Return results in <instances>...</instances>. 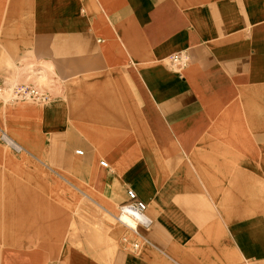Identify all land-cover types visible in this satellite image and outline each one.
I'll use <instances>...</instances> for the list:
<instances>
[{"label":"crops","instance_id":"1","mask_svg":"<svg viewBox=\"0 0 264 264\" xmlns=\"http://www.w3.org/2000/svg\"><path fill=\"white\" fill-rule=\"evenodd\" d=\"M37 78L0 98V264H264V0H0V83ZM130 187L139 251L102 217Z\"/></svg>","mask_w":264,"mask_h":264},{"label":"built area","instance_id":"2","mask_svg":"<svg viewBox=\"0 0 264 264\" xmlns=\"http://www.w3.org/2000/svg\"><path fill=\"white\" fill-rule=\"evenodd\" d=\"M191 61L190 53L187 51H180V52H174L169 59L170 64L172 67H175L178 72L183 75L184 71L188 68ZM1 85H0V91H1ZM14 94H16L19 97L22 98H32L40 103L48 102L51 99V96L49 93H45L41 89L37 88L36 86H19L15 88ZM14 149L17 151H20V148L17 147V149L14 147ZM77 154L81 155L83 153V150H77ZM100 164L108 168V162L106 160H101ZM148 209V203L143 201L137 191L134 188H128L127 190V199L119 206V212L116 216L117 220L124 224L130 231L131 235L125 234L122 236L121 242L122 244L135 251H139L141 248V240L142 236L138 231L139 227L144 228H150L153 223L154 219L150 217L147 213ZM127 219H132L135 222V225H129L127 223ZM48 264H59L57 261L50 262Z\"/></svg>","mask_w":264,"mask_h":264},{"label":"rangeland","instance_id":"3","mask_svg":"<svg viewBox=\"0 0 264 264\" xmlns=\"http://www.w3.org/2000/svg\"><path fill=\"white\" fill-rule=\"evenodd\" d=\"M45 80L46 79H44V78H37V79H35L36 83H30V82H28V80H19V81H16L14 83L15 84L14 86H12L13 84L11 82H8V83L6 82L7 84L0 83V85L2 87L1 91H0V98L3 100L4 99L7 100L8 103L29 102V103H36L37 105H39L40 102H38L32 98H29V97H26V98L19 97L16 94H14V91H15V88H17L19 86H24V85L36 86L37 88L44 91L43 85L45 83ZM29 84H31V85H29ZM7 91H10L11 95H10V93L7 94L6 93ZM0 126H1L0 131L2 130L0 132V142L1 141L4 142L3 144L6 146L8 151L13 152L14 154L21 153V152L25 153L26 152L25 149L22 151H18V150L16 151L14 149L15 146H13L12 143L10 144V142L6 141V139L4 138V135L7 134L9 139H13V142L19 140L23 144V141H21L19 134L15 133V128H14V126H12V118L8 115L6 116L5 120L3 118H1L0 119ZM45 128H46L45 125L42 124L40 131L41 130L43 131ZM19 141H17V142H19ZM23 145L25 147L26 144H23ZM77 148H80V147H77ZM76 156L81 157L80 155H77V154H76ZM48 164L49 163L46 160V158L42 157L41 161H40V165L44 166V165H48ZM58 175L59 174H55V173L50 172L47 174H43V177H45L48 181H50V179H52L53 177H58ZM108 212L109 213H102V217L104 218L106 225L108 226V231L110 234L109 240L111 243H115V244H116V242L120 243L121 236H123L125 234H129V236H130L131 233H130L129 229L124 224L120 223L116 218V216L118 215V212H119V206H117L115 213L110 212V210ZM114 214H115V217H113ZM76 216H77V219L79 217V219L77 220L78 221L77 227L78 228L83 227L85 225L84 223H85L86 219H84L83 215H76ZM95 216H97V217H95ZM127 221H129V220L127 219ZM99 222H102V220L100 219V216H98V214H92V226L95 227V226L99 225L100 224ZM115 228H119L120 233L122 234L121 235L119 233V236L120 235L121 236L118 238L119 239L118 241H114L115 239L114 240L112 239V236H113L112 233H113V231H115ZM94 230L97 231V229H94ZM122 231H123V233H122ZM100 235L103 236V238L106 237L103 233H101ZM113 253H114V250H111V256H113Z\"/></svg>","mask_w":264,"mask_h":264},{"label":"bare ground","instance_id":"4","mask_svg":"<svg viewBox=\"0 0 264 264\" xmlns=\"http://www.w3.org/2000/svg\"><path fill=\"white\" fill-rule=\"evenodd\" d=\"M4 138L6 139V141H8V142H10V144L12 143L13 144V146H15V148L17 149V147L18 148H20V150H21V147H19L18 145L16 146L13 142H11L9 139H8V136H7V134H5L4 135ZM129 221H127V223L131 226V225H135V222L132 220V219H128Z\"/></svg>","mask_w":264,"mask_h":264}]
</instances>
